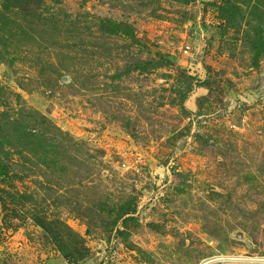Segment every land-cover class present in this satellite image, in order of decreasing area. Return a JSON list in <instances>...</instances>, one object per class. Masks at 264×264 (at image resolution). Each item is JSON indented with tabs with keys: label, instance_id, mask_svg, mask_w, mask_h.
<instances>
[{
	"label": "rangeland",
	"instance_id": "1",
	"mask_svg": "<svg viewBox=\"0 0 264 264\" xmlns=\"http://www.w3.org/2000/svg\"><path fill=\"white\" fill-rule=\"evenodd\" d=\"M0 149V264H264V0H0Z\"/></svg>",
	"mask_w": 264,
	"mask_h": 264
},
{
	"label": "trees",
	"instance_id": "2",
	"mask_svg": "<svg viewBox=\"0 0 264 264\" xmlns=\"http://www.w3.org/2000/svg\"><path fill=\"white\" fill-rule=\"evenodd\" d=\"M225 16V14H224ZM227 20V17L225 16V18ZM110 19L105 20V25L106 27H108V25L110 24ZM113 27H115L116 29L123 31L127 34H131V28L130 26L123 24V23H117L114 24ZM258 34H256L254 37L251 36L253 38V40H258L257 35L260 37L259 32H256ZM176 83L181 91L182 94V98L183 100L186 99L187 95L193 90L194 87V79L191 76H188L187 74H185V72H179V74L176 77ZM183 107V104L182 106ZM184 108V107H183ZM186 109V108H184ZM0 152L5 153V151H3V149H0ZM7 166L5 163H3L2 161L0 162V179H4V177L8 176V170H7ZM13 177H17V178H22L21 176H19V174H13ZM122 208V212H117L114 222L117 223L119 220H121L123 217L126 218V216L130 215L131 213H134V209L132 207H130L129 205H123L121 206ZM57 221H54L52 224H56ZM47 223H42V225L44 226V229L46 231V237L52 239L55 243H57V245L60 247V249L62 250V252L64 253V256L67 260L71 261H78L80 260L82 257H84L85 255V251H86V247L84 245V238L82 236H80L77 232H75L73 229H71L67 224H65L64 222H61V227L59 229V231H53V227L50 226H46ZM59 225V223H58Z\"/></svg>",
	"mask_w": 264,
	"mask_h": 264
},
{
	"label": "built area",
	"instance_id": "3",
	"mask_svg": "<svg viewBox=\"0 0 264 264\" xmlns=\"http://www.w3.org/2000/svg\"><path fill=\"white\" fill-rule=\"evenodd\" d=\"M186 52H189V50H190V46L188 45V46H186Z\"/></svg>",
	"mask_w": 264,
	"mask_h": 264
},
{
	"label": "bare ground",
	"instance_id": "4",
	"mask_svg": "<svg viewBox=\"0 0 264 264\" xmlns=\"http://www.w3.org/2000/svg\"><path fill=\"white\" fill-rule=\"evenodd\" d=\"M237 259H243V258H237ZM244 260V259H243Z\"/></svg>",
	"mask_w": 264,
	"mask_h": 264
},
{
	"label": "water",
	"instance_id": "5",
	"mask_svg": "<svg viewBox=\"0 0 264 264\" xmlns=\"http://www.w3.org/2000/svg\"><path fill=\"white\" fill-rule=\"evenodd\" d=\"M205 264H207V263H205Z\"/></svg>",
	"mask_w": 264,
	"mask_h": 264
}]
</instances>
